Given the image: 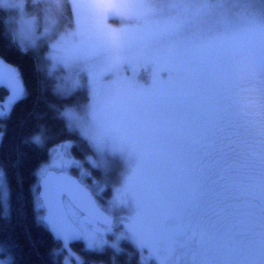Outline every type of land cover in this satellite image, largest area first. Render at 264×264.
I'll use <instances>...</instances> for the list:
<instances>
[{"label":"snow or ice","instance_id":"1","mask_svg":"<svg viewBox=\"0 0 264 264\" xmlns=\"http://www.w3.org/2000/svg\"><path fill=\"white\" fill-rule=\"evenodd\" d=\"M62 2L69 4L67 16L61 8H40L56 0H0V12L13 14L4 37L8 43L23 54L47 48L43 72L56 80L53 94L87 92L82 105H49L97 157L75 159L66 151L71 141L48 147L49 160L39 172L51 185V203L78 223L84 207L76 200L98 207L93 196L107 185L93 180L89 190L68 177L67 169L90 177L84 163L106 171V154L119 153L128 161L120 205L131 206L137 218L136 229H129L136 237L130 259L144 264L143 254L151 249L154 264H264V0ZM110 18L120 26L110 27ZM134 61L166 62L170 87L158 92V80L145 89L122 78L121 71ZM202 63L212 70L210 113L194 83ZM0 87L10 93L0 102L2 120L28 91L15 68L7 80L0 72ZM47 139L40 126L24 143L43 148ZM10 219V189L3 179L0 220ZM49 230L63 242L61 251H68L66 264H85L68 247L79 239L88 252H102L106 245L117 256L124 252L119 239L125 237L111 243L104 238L110 227L65 232L49 224ZM17 248L0 243V264H19Z\"/></svg>","mask_w":264,"mask_h":264},{"label":"trees","instance_id":"2","mask_svg":"<svg viewBox=\"0 0 264 264\" xmlns=\"http://www.w3.org/2000/svg\"><path fill=\"white\" fill-rule=\"evenodd\" d=\"M10 15V11L0 12V56L19 70L28 96L15 105L10 118L0 120V168L4 170V179L10 189L11 203V219L0 220V243L10 242L18 245L16 252L19 264H62L63 259L67 257L61 251V245L54 241L42 222L41 211L36 206V197L41 177L39 168L49 157L48 147L79 138L77 132L69 133L65 129L64 122L55 118L56 111L49 105L63 109L74 103L69 98H60L52 93V80L45 78L43 72L42 48L36 53L29 51L23 54L4 38L10 29ZM107 22L112 23L110 19ZM169 69L170 66L164 61H134L126 70H122L121 77L139 83L138 85L141 81L150 79L152 84L154 79L160 81L165 72L169 73ZM166 87L169 88L170 83ZM7 94L4 89H0V99ZM40 126L46 129V146L35 148L25 144V138L38 131ZM70 150L73 157L84 161V153L79 151L75 144ZM83 167L90 169L92 175H98L102 171L100 168H90L87 163H84ZM70 171L77 176L80 169L70 168ZM119 246L124 249V244ZM72 247L77 255L83 257L85 264H104L112 254L117 256L107 246L102 252L85 251L79 243ZM53 252L59 254L52 255ZM2 256L3 254H0V258ZM117 257L121 260L126 255L124 253Z\"/></svg>","mask_w":264,"mask_h":264},{"label":"rangeland","instance_id":"3","mask_svg":"<svg viewBox=\"0 0 264 264\" xmlns=\"http://www.w3.org/2000/svg\"><path fill=\"white\" fill-rule=\"evenodd\" d=\"M88 2H89V0H69V3L72 5H75L77 3L83 4V3H88ZM5 7L10 8L11 5H5ZM28 7L30 9L31 5H28ZM44 7H50L53 9L61 8L64 10V15L65 16L68 15L67 10H68L69 4H64L62 2V0H56V3L52 4V5H44V4L40 5V8H44ZM10 14L11 15H10V18L8 19V24L10 23L9 26L11 28L12 27L11 20L13 19V14H12V12H10ZM81 14L83 15V11ZM110 22H112V23L107 22L110 27H119L120 26V21L118 19H111L110 18ZM62 24L67 25V20L62 21ZM111 24H113V25H111ZM115 24H117V25H115ZM41 48H42V63L45 66V61L43 60V56L46 53L47 48H44V47H41ZM160 63H163V61H160ZM101 71L102 70L97 69V79H98L99 84L104 83V81L99 78ZM121 74H122V71H121L120 75ZM60 75H63V73L61 71H58L57 76H60ZM197 77H198V79L195 80L194 83L198 86L202 100H203V103L205 104L208 112L210 113L212 108L214 107V103H215L214 102V91H213L214 83H213V78H212L211 67L206 66L202 63L200 65L199 71L197 72ZM79 79H80L81 84L83 85L84 80H85L84 75L81 74ZM168 80H169V73L165 72V74L162 76L159 83L156 85L158 92L161 90H167L168 89L166 87L169 84ZM54 83H56V80H52V83L50 82V85L52 86V88H53ZM140 83L141 84L139 86H141L145 89H149L152 86L150 79H147V81L146 80L141 81ZM8 96H9V94L4 95L3 98L0 99V102L6 101ZM67 98H69L70 101L74 103V105H72V106L82 105L84 103H87V92L85 90L77 91L72 96L67 97ZM72 106L70 105L68 107H72ZM77 134L79 136V133H77ZM66 141H64V142H66ZM69 141H71L73 144H75L79 151H82L84 153L83 157L89 156V155L92 156V153H93L92 149L88 146V144L85 141L81 140L80 137L75 138V140H69ZM61 143H63V142H61ZM61 143H59V144H61ZM219 147H220L219 144H217L215 146L209 145V150H213V148H219ZM66 151L69 152L71 155L70 148L66 149ZM92 157H93V159L97 158L95 153H93ZM74 158L77 160H80V158H76L75 156H74ZM105 159L107 161V170L106 171L102 169V171L98 175H92L91 174L90 177H87V176L85 177L87 180H91V183L86 181L83 177H81L80 172H78L77 177L80 178V181L81 180L83 181V184L88 183L90 185H93V180H95L100 185L111 186L112 195L114 196L115 200H114V202H112V204H110V200H111V196H112L111 195L108 198L107 203L106 202L101 203L100 208L109 214L110 213L115 214V222L117 221V222L121 223V219L126 218V219H124V222H123L125 229L127 227L128 230L131 228L134 231L137 227V223H134V221H132V220L137 221V218L135 217L131 206H129L127 204L120 205L121 199L119 198V197H122V193L120 190L123 188L122 192L124 193V191H125V187L122 186V176L127 171V167H128L127 158L122 156L121 154L117 153L115 155H107L106 154ZM48 160H49V157L46 161H44L42 163V165H44ZM53 161L55 162V155H53ZM41 166H40L39 170L41 169ZM95 169H97V168H95ZM68 170L69 169H67V171ZM86 170L90 171V169H88V168ZM40 174L43 175L42 173H40ZM3 179L4 178L0 179V182H3ZM103 187H105V186H103ZM116 188H119V191H117ZM36 206L41 211V216H43L44 210H43L41 201L39 200L38 197H36ZM76 219H77L78 223H75V225L79 228L85 227L87 225L88 227H90L92 229L98 228L101 231H103L102 225L100 226V225L96 224L95 222L90 221L85 216H83L81 213L76 217ZM89 221H90V223H88ZM122 229L123 228H121V229L118 228L117 230L114 229L115 230L114 239H117L118 237H125V238L119 239V241L124 242V249H128L126 247V245L128 246V244L125 243V241H127L129 244H131L132 248H133L132 242H133V240L136 239V237L132 233L121 232ZM109 237H110V234L105 235V239L109 240ZM82 241H83L82 248L85 249L86 241L84 239H82ZM113 241H115V240H111L110 243ZM105 248H107V247H105ZM145 251L149 256H152V250L151 249H148ZM129 253H130V251H129ZM144 254H145V252H144ZM161 255H163V254H161ZM65 257H67V255H65ZM67 260H68V257L66 259H64L65 262L62 261V264H65L67 262ZM72 264H75V261H72ZM92 264H94V263H92ZM96 264H99V263H96Z\"/></svg>","mask_w":264,"mask_h":264},{"label":"water","instance_id":"4","mask_svg":"<svg viewBox=\"0 0 264 264\" xmlns=\"http://www.w3.org/2000/svg\"><path fill=\"white\" fill-rule=\"evenodd\" d=\"M0 58H2L0 56ZM3 59V58H2ZM4 63L3 65H0V72H2L5 76V79L7 80L8 77L11 75V69L15 68L12 64L8 63L5 59H3ZM0 89H4L2 87H0ZM5 90V89H4ZM9 95L10 93L5 90ZM51 171V175L55 176L56 173L55 171ZM68 177H70L73 180H76L79 182L78 178L67 172ZM50 192H51V185L46 183V177L44 176V174L40 177L39 181H38V197L41 200L42 206L44 208V214L42 217V222L46 225L48 232L50 233L51 237L54 239V235H53V231L49 230V224H51V226H53V229H59L61 231H70L72 229H79L73 222H71L70 220H67L57 209L56 207L51 203V196H50ZM93 200L95 202V205L98 206L95 198L93 197ZM77 204H80L81 206L84 207V211L82 212V214H84L86 217H88L89 219L97 222L98 224L105 226V227H109L112 224L113 218L107 214L104 210H102L99 206L93 208L92 205H87L84 206L82 201L80 199L76 200ZM47 218L48 223L45 222V219ZM105 221H107V223H105ZM54 241H56L57 243H59L61 245V247H63V242L62 241H58L56 239H54ZM81 242V239L76 240L74 242H72L68 247L69 250L72 253L76 252L73 250V245L76 243ZM66 255H68V251H63Z\"/></svg>","mask_w":264,"mask_h":264},{"label":"flooded vegetation","instance_id":"5","mask_svg":"<svg viewBox=\"0 0 264 264\" xmlns=\"http://www.w3.org/2000/svg\"><path fill=\"white\" fill-rule=\"evenodd\" d=\"M91 183V182H90ZM84 185H87L88 186V188H89V190H91L92 189V186L93 185H90V184H88V183H85ZM101 187H103V186H105V185H100ZM116 190L117 191H119V188H116ZM122 190H123V188L120 190L121 191V193H122V195H123V192H122ZM126 190V189H125ZM112 195V191H111V186H107V187H105V191L103 192V193H101L99 196H96V195H94V198L96 199V201H97V203L99 204V206L101 207V203H103V202H108V198L110 197ZM120 199H121V197H119ZM114 200H115V198H114V196L112 195L111 196V200H110V204H112V202H114ZM109 204V205H110ZM109 214V213H108ZM109 215H111L112 217H113V221H112V224H111V226H109L110 228H111V231L110 232H105L106 234L105 235H109L110 234V237H109V242L111 241V240H117V239H114V233H115V230L114 229H121V228H123L122 230H121V232H125V233H131V232H129V230H128V228L126 227V229H125V227H124V224L123 223H119V222H115V214H109ZM84 216V215H83ZM88 219V218H87ZM132 219V218H131ZM90 220V219H89ZM90 221H93V220H90ZM132 221H134V223H137V221H135V220H132ZM93 222H95V221H93ZM96 224H97V222H95ZM98 225H100V224H98ZM101 226V225H100ZM102 228L104 229L105 227L104 226H102ZM105 235H104V238H105ZM132 238V237H131ZM125 243H127L128 244V246L126 245V247L128 248V249H123L124 250V252H123V254L125 253V255H126V257L125 258H122L121 260L117 257V256H113V254H112V257L106 262L105 261V263L104 264H138V257H133V258H131L130 259V257H129V254H132L133 252H134V249L132 248V245L131 244H129L127 241H125ZM120 244H124V242L123 241H119V245ZM79 245H81V247L83 246V241L81 240V242H79ZM108 247V246H107ZM109 248V247H108ZM129 251H130V253H129ZM129 253V254H128ZM78 256H80L82 259H83V257L81 256V255H78ZM84 260V259H83ZM143 260H144V264H154V261H153V259H152V256H149L147 253H146V251H145V254H143ZM63 261H64V259H63ZM65 262V261H64ZM84 262H85V260H84ZM92 263H94V264H96L95 262H92ZM91 263V264H92ZM66 264V263H65Z\"/></svg>","mask_w":264,"mask_h":264},{"label":"bare ground","instance_id":"6","mask_svg":"<svg viewBox=\"0 0 264 264\" xmlns=\"http://www.w3.org/2000/svg\"><path fill=\"white\" fill-rule=\"evenodd\" d=\"M111 216V215H110ZM112 217V216H111ZM113 218V217H112Z\"/></svg>","mask_w":264,"mask_h":264}]
</instances>
